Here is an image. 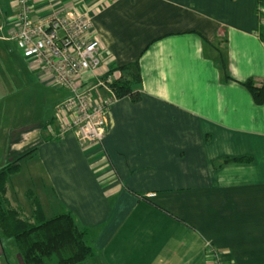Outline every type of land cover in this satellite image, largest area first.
I'll return each mask as SVG.
<instances>
[{
  "label": "crops",
  "instance_id": "0c3cea01",
  "mask_svg": "<svg viewBox=\"0 0 264 264\" xmlns=\"http://www.w3.org/2000/svg\"><path fill=\"white\" fill-rule=\"evenodd\" d=\"M30 1L34 18L88 13L102 70L117 78L116 69L136 65L139 99L109 105L100 143L50 137L42 126L69 93L25 59L51 105L38 125L5 140L0 168L32 151L8 178L10 203L26 216L31 197L46 218L70 211L94 231L90 261L100 264H216L208 245L222 264H264V102L242 85L264 84L259 0ZM14 19L15 0H0V30ZM241 157L248 161L215 165ZM25 161L39 183L25 191L30 209L10 197Z\"/></svg>",
  "mask_w": 264,
  "mask_h": 264
},
{
  "label": "built area",
  "instance_id": "2783aa9c",
  "mask_svg": "<svg viewBox=\"0 0 264 264\" xmlns=\"http://www.w3.org/2000/svg\"><path fill=\"white\" fill-rule=\"evenodd\" d=\"M33 14L30 0H15V19L7 34L25 59L39 64L54 86L69 93L55 108L52 137L72 132L82 146L100 143L106 111L117 99L110 85L116 77L102 70L100 42L90 32V16L71 10L43 18ZM99 90L104 97H99ZM207 247L216 264H222L217 250Z\"/></svg>",
  "mask_w": 264,
  "mask_h": 264
},
{
  "label": "trees",
  "instance_id": "16d2710c",
  "mask_svg": "<svg viewBox=\"0 0 264 264\" xmlns=\"http://www.w3.org/2000/svg\"><path fill=\"white\" fill-rule=\"evenodd\" d=\"M119 77L110 84L118 98L129 96L139 99L132 85L140 82L137 66H122ZM113 73L112 71H109ZM255 104L264 102V84L256 87L253 80L242 82ZM29 151L0 168V244L10 241L15 247L19 264H85L94 256L90 241L94 231L78 225L74 215L67 210L46 218L38 201L31 197L34 210L26 216L18 207L10 206L6 197L8 178L20 169V160ZM247 158H224L215 163L243 162Z\"/></svg>",
  "mask_w": 264,
  "mask_h": 264
},
{
  "label": "rangeland",
  "instance_id": "374dc122",
  "mask_svg": "<svg viewBox=\"0 0 264 264\" xmlns=\"http://www.w3.org/2000/svg\"><path fill=\"white\" fill-rule=\"evenodd\" d=\"M73 12L82 13L77 10ZM256 13L260 20V29L264 32V0H259ZM12 26L13 24L9 25V27ZM8 30H0V165L4 159V154H6L5 140L9 136L12 139L16 138L24 126L38 125L43 117L44 109L51 105L49 98H47L49 93L44 88H38L34 83V76L28 71L21 50L15 42L8 39ZM261 86L262 84H258L257 87ZM54 115L50 121L45 122L42 126L44 129L47 128V135L50 137H52L50 129L55 126ZM16 158L18 157L10 161ZM36 172L34 162L25 161L17 177L10 179L14 188V191L10 192L13 204L30 209L29 199L26 197L25 191L29 188L37 191L39 183L37 179H34ZM5 195L7 197V194ZM8 202L10 206L15 207L9 200ZM26 211L25 213H27ZM0 246V250L2 248L3 251L0 256V264H19L15 247L10 241L5 240ZM85 264L100 263L96 260H88Z\"/></svg>",
  "mask_w": 264,
  "mask_h": 264
}]
</instances>
